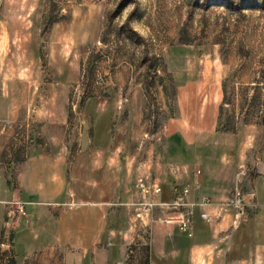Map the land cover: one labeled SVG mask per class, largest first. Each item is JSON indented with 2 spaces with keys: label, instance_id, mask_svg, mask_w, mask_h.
Segmentation results:
<instances>
[{
  "label": "rangeland",
  "instance_id": "rangeland-1",
  "mask_svg": "<svg viewBox=\"0 0 264 264\" xmlns=\"http://www.w3.org/2000/svg\"><path fill=\"white\" fill-rule=\"evenodd\" d=\"M184 89L202 102L220 97L218 131L256 136L259 144L264 140V0H0V91L17 98L67 92L71 153H77L84 130V139L91 141L80 152L85 158L72 164L80 193L83 178H102L106 170L107 189L114 188L117 176L121 193L129 190L131 196L139 179L163 189L175 165L195 172L193 140L180 136L170 149L166 146L182 134L179 95ZM31 102L26 116L7 124L28 133L27 156L31 141L41 143L35 133L40 123L31 115L41 107L40 99L35 106ZM191 109L182 117L192 119ZM90 153L113 155L116 164L89 175L85 159ZM2 162L14 181V166L7 158ZM240 170L245 172L242 189L249 170L239 168L236 174ZM191 175L192 181L174 190L177 195L187 187V200L195 202ZM70 202V208L80 204ZM9 203L6 211L0 205V264H64L61 254L25 257L21 237L33 226L22 216L24 210L19 212L23 204ZM120 203L111 207L124 208ZM36 228L42 234V226ZM196 233L194 222L193 238Z\"/></svg>",
  "mask_w": 264,
  "mask_h": 264
},
{
  "label": "crops",
  "instance_id": "crops-1",
  "mask_svg": "<svg viewBox=\"0 0 264 264\" xmlns=\"http://www.w3.org/2000/svg\"><path fill=\"white\" fill-rule=\"evenodd\" d=\"M187 91H180L179 106L185 115L188 106L192 107L194 117L183 118L180 114L178 128L182 134L173 135L166 146L170 149L171 143L182 136L193 140L198 148L196 171L200 174L195 176L193 169L189 172L188 165H175L177 171L173 169L162 190L163 200L168 201L176 195L174 187L192 181L193 173L198 200L209 198L213 202V206L204 209L209 223L199 217V210L196 212L198 233L194 238L182 234L176 226L160 223L153 224L150 232L144 234L145 229L128 216L129 210L111 207V203L129 201L132 196L129 190L121 193L117 176L114 188L107 189V170L102 178H83L79 183L82 193L75 188L79 181L76 182L72 164L84 157L80 152L91 141L84 139V130L77 153H71L73 140L72 131L66 127V91L61 96L37 92L29 98L0 91V155L7 147L3 159L0 157V205L6 211V203L23 204L22 216L33 226L28 236L21 237L25 257L35 252L61 254L64 264H264V140L259 144L256 136L240 137L218 131L220 97L202 102L191 98ZM38 99L41 107H35L31 115L35 123H40L35 133L41 137V143L31 141L27 156L28 133L23 126L7 124L19 122L20 116L30 112L31 101L35 106ZM86 157L85 161L91 164L89 175H100L103 165L116 164L117 160L110 154L90 153ZM6 158L14 166V181L8 165L2 162ZM239 168L249 173L242 186L245 215L242 223L234 226V211L221 210V204L229 199ZM71 199L80 202L79 206H65ZM48 205L55 209L41 208ZM37 225L42 226V234H37Z\"/></svg>",
  "mask_w": 264,
  "mask_h": 264
},
{
  "label": "built area",
  "instance_id": "built-area-1",
  "mask_svg": "<svg viewBox=\"0 0 264 264\" xmlns=\"http://www.w3.org/2000/svg\"><path fill=\"white\" fill-rule=\"evenodd\" d=\"M200 172H196L197 176ZM245 176L244 170H240L235 176V184L229 199L221 204V210L231 209L234 211V226H239L245 215V202L241 189L242 181ZM194 188H198L197 181L194 179L192 184ZM190 191L184 187L180 194L174 196L169 201H161L163 190L160 185L145 182L142 179L136 180L133 187L132 198L130 201L122 202L120 207L129 210L131 217L142 229H150L154 223L165 225H174L179 232L191 238L193 236V223L196 212L199 210V217L209 223L210 217L204 209L213 206V202L209 198L190 202L187 200ZM10 204V203H6ZM73 202L65 204V206H73ZM23 213V207L19 209ZM109 246L111 244L109 243Z\"/></svg>",
  "mask_w": 264,
  "mask_h": 264
},
{
  "label": "bare ground",
  "instance_id": "bare-ground-1",
  "mask_svg": "<svg viewBox=\"0 0 264 264\" xmlns=\"http://www.w3.org/2000/svg\"><path fill=\"white\" fill-rule=\"evenodd\" d=\"M155 224V223H154Z\"/></svg>",
  "mask_w": 264,
  "mask_h": 264
}]
</instances>
